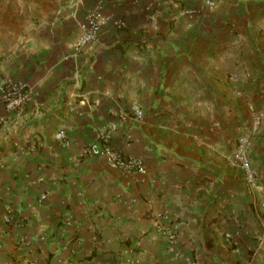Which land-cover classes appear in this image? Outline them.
<instances>
[{"label":"crops","instance_id":"1","mask_svg":"<svg viewBox=\"0 0 264 264\" xmlns=\"http://www.w3.org/2000/svg\"><path fill=\"white\" fill-rule=\"evenodd\" d=\"M205 1L0 0V84L30 94L0 105V264H264V0ZM98 6L129 27L76 55ZM110 126L145 174L82 157Z\"/></svg>","mask_w":264,"mask_h":264},{"label":"built area","instance_id":"2","mask_svg":"<svg viewBox=\"0 0 264 264\" xmlns=\"http://www.w3.org/2000/svg\"><path fill=\"white\" fill-rule=\"evenodd\" d=\"M204 7L215 9L216 0H206ZM185 15L190 16L192 13L187 11ZM109 26H113L118 31H125L128 29L129 24L125 18L105 14L101 6L91 9L79 25L80 36L74 45L76 55L85 53L91 45L97 43L101 33ZM29 102L30 94L22 83L12 78H7L1 82L0 105L5 106L9 113L23 117ZM143 117V112L138 107H135L131 112H123L119 119L123 123H128L141 121ZM260 123L261 118L259 116L255 117L252 128L253 133L258 132ZM115 130L116 126H110L102 133H99L96 141L83 149L82 157L103 158L109 167L125 174H145L146 166L143 158L128 156L112 144V135ZM250 138V135H242L238 139L236 151L232 158V165L250 185L254 186L257 178L249 159V152L252 147ZM56 139L65 146L69 145V139L64 133H59ZM46 199V196L42 197V200ZM5 221L7 223L12 221L11 211L6 214ZM168 238L171 244L177 239L173 233L168 234Z\"/></svg>","mask_w":264,"mask_h":264},{"label":"rangeland","instance_id":"3","mask_svg":"<svg viewBox=\"0 0 264 264\" xmlns=\"http://www.w3.org/2000/svg\"><path fill=\"white\" fill-rule=\"evenodd\" d=\"M258 186L261 188L259 183H258ZM261 199H262V201L264 200V195H263V189L262 188H261ZM263 215H264V212H263ZM262 241H263V245H264V237L262 238ZM259 242H261V241H259Z\"/></svg>","mask_w":264,"mask_h":264}]
</instances>
